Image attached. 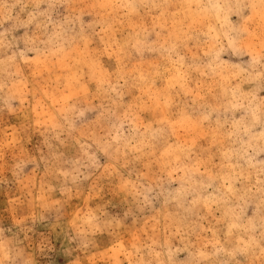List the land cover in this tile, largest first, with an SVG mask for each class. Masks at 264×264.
I'll return each instance as SVG.
<instances>
[{
    "label": "rangeland",
    "instance_id": "rangeland-1",
    "mask_svg": "<svg viewBox=\"0 0 264 264\" xmlns=\"http://www.w3.org/2000/svg\"><path fill=\"white\" fill-rule=\"evenodd\" d=\"M0 264H264V0H0Z\"/></svg>",
    "mask_w": 264,
    "mask_h": 264
}]
</instances>
